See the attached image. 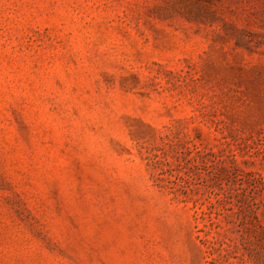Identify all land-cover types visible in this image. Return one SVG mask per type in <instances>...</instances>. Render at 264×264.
<instances>
[{
	"label": "rangeland",
	"instance_id": "1",
	"mask_svg": "<svg viewBox=\"0 0 264 264\" xmlns=\"http://www.w3.org/2000/svg\"><path fill=\"white\" fill-rule=\"evenodd\" d=\"M0 264H264V0H0Z\"/></svg>",
	"mask_w": 264,
	"mask_h": 264
}]
</instances>
